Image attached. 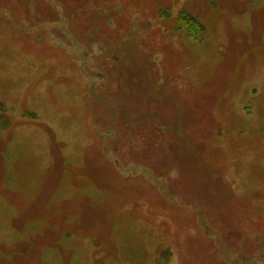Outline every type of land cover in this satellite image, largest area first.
I'll return each mask as SVG.
<instances>
[{
  "label": "rangeland",
  "instance_id": "rangeland-1",
  "mask_svg": "<svg viewBox=\"0 0 264 264\" xmlns=\"http://www.w3.org/2000/svg\"><path fill=\"white\" fill-rule=\"evenodd\" d=\"M0 264H264V0H0Z\"/></svg>",
  "mask_w": 264,
  "mask_h": 264
},
{
  "label": "flooded vegetation",
  "instance_id": "flooded-vegetation-1",
  "mask_svg": "<svg viewBox=\"0 0 264 264\" xmlns=\"http://www.w3.org/2000/svg\"><path fill=\"white\" fill-rule=\"evenodd\" d=\"M157 109L158 108H145L142 112H140L139 114H142V116L145 118H143L145 121H143V119H142V121H140L141 122V124H143V125H147V126H151V125H156V127H159V128H161V126H163V125H165V124H167V123H170V112L169 111H165V109L166 108H162V111H163V115L161 116V117H158V119H160V120H157V123L155 122V120L154 119H152V118H150V114H154L156 111H157ZM173 112V111H172ZM153 131H154V129H152ZM55 209V208H54ZM19 214H20V212H19ZM24 218H25V215H24V213H22V216L19 218V220L20 221H22V220H24ZM21 224V223H20ZM59 224V223H58ZM59 225H61L62 226V228H57L58 230H56V231H59V232H61V230L64 228L63 227V225L60 223ZM69 229L71 230V228L69 227ZM71 231H68L67 233H64V235L65 234H67V235H71V233H70ZM53 235V234H52ZM51 235V236H52ZM64 235H62V236H60V237H63L64 238ZM48 235H46L45 237H47ZM72 237H73V235H71ZM49 238H52V237H48L47 239H49ZM66 239V240H65ZM64 240L65 241H67L69 244L72 242V239H71V237H65L64 238ZM54 241V243H55V240H53ZM58 244L56 243V246H57ZM53 246H54V244H53ZM98 249V248H97ZM67 251V250H66ZM110 252H115L114 250H110ZM66 254H69V255H71L69 252H66ZM61 257V256H60ZM68 257H70V256H68ZM105 256H103L102 258H104ZM71 258L72 257H70V261H71ZM105 259V258H104Z\"/></svg>",
  "mask_w": 264,
  "mask_h": 264
},
{
  "label": "trees",
  "instance_id": "trees-1",
  "mask_svg": "<svg viewBox=\"0 0 264 264\" xmlns=\"http://www.w3.org/2000/svg\"><path fill=\"white\" fill-rule=\"evenodd\" d=\"M198 28L197 26H195V29ZM196 37V36H195Z\"/></svg>",
  "mask_w": 264,
  "mask_h": 264
}]
</instances>
